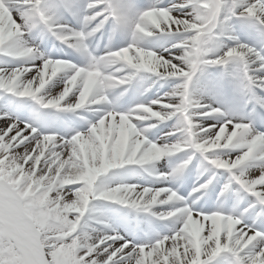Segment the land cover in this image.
Returning <instances> with one entry per match:
<instances>
[{"label":"snow or ice","instance_id":"6c2138e0","mask_svg":"<svg viewBox=\"0 0 264 264\" xmlns=\"http://www.w3.org/2000/svg\"><path fill=\"white\" fill-rule=\"evenodd\" d=\"M0 264H264V0H0Z\"/></svg>","mask_w":264,"mask_h":264}]
</instances>
